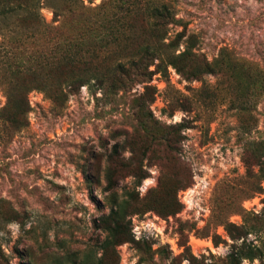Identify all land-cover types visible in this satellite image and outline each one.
Wrapping results in <instances>:
<instances>
[{
  "label": "rangeland",
  "instance_id": "374dc122",
  "mask_svg": "<svg viewBox=\"0 0 264 264\" xmlns=\"http://www.w3.org/2000/svg\"><path fill=\"white\" fill-rule=\"evenodd\" d=\"M79 1L90 10L106 0ZM151 1L165 4L178 21L164 40L184 34L176 53L190 38L193 52L209 64L219 58L241 64L225 63L199 81H185L171 67L167 77L149 67L153 74L133 78L126 90L88 85L55 104L32 91L28 111L15 124L8 121L13 110L2 111L0 89V264H80L87 253L100 256L104 234L96 224L114 197L104 190V168L116 145L120 159L127 163L133 156L127 165L147 175L134 190L144 206L127 218L134 243L117 248V264H188V253L205 264H224L228 223L245 227V242L264 251V180L252 177L258 167L250 154L248 165L243 160L249 145L264 142V0ZM53 5L42 1L40 14L57 39L88 17V11L73 16L59 10L54 17ZM138 17L135 27L142 30ZM114 68L98 67L103 73ZM141 105L158 126L188 127L175 152L166 156L152 143L153 154L143 157L140 137L129 153ZM120 173L113 190L119 200L133 190L130 172ZM257 185L263 192H254ZM170 187L178 213L162 216L160 205L145 208ZM241 264H264V252Z\"/></svg>",
  "mask_w": 264,
  "mask_h": 264
},
{
  "label": "trees",
  "instance_id": "16d2710c",
  "mask_svg": "<svg viewBox=\"0 0 264 264\" xmlns=\"http://www.w3.org/2000/svg\"><path fill=\"white\" fill-rule=\"evenodd\" d=\"M42 1L54 4V17L60 16L59 11L71 15L88 11V17L85 22L71 23L67 36L57 39L56 29L47 24L40 14ZM153 3L151 0H106L89 10L79 0H0V89L6 99L2 111H7V108L13 110L8 121L15 124L17 118L28 111L26 98L32 91L43 93L55 104L64 102L67 96L74 95L81 87L88 85L100 89L126 90L133 78L152 75V72H148L149 67H155L154 73L164 77H167L168 67H171L185 81H199L203 75L215 74V70L225 63L226 67H238L241 64L227 62L223 58L209 64L204 57L193 52L190 38L185 49L176 53L184 34L179 33L175 40L165 44L169 26L176 25L178 21L165 4ZM138 16L142 17L146 25L142 30L135 27ZM98 67L115 68L103 73ZM260 89L264 92V85ZM136 120L138 129L135 136L128 139L129 153H135L133 139L141 137L146 143L141 147L143 157L150 158V154H153L150 149L152 143L161 145L165 155L172 154L176 151L175 145L181 143V131L188 129L182 124L158 126L143 105L137 108ZM254 146L247 147L244 164L248 165L253 160L258 170L252 177L264 180V142L259 147ZM107 159L104 190L112 192L111 197H114L111 210L107 215L100 216L96 224L98 231L104 234L100 245L101 254L87 253L80 264H117V248L125 243H134L127 218L144 206L134 196L135 188L147 178L142 167H129L127 164L133 156L128 157L127 163L124 162L120 159L117 145ZM123 170H128V175L133 178V190H124L119 200L113 190L122 180L119 175ZM178 186L182 190L189 185ZM175 187H170L162 199L152 201L154 206L147 205L145 208L158 210L156 206L160 205L162 216L178 213L180 208L168 197ZM254 192L261 193L263 189L257 185ZM225 231L231 244L224 264H241L243 260L261 258L264 251L245 242L244 238L249 234L245 227L228 223ZM215 238L213 243L217 246L220 242L218 237ZM185 260L188 264H205L189 253Z\"/></svg>",
  "mask_w": 264,
  "mask_h": 264
}]
</instances>
